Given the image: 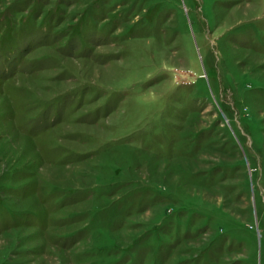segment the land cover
<instances>
[{"label": "rangeland", "instance_id": "374dc122", "mask_svg": "<svg viewBox=\"0 0 264 264\" xmlns=\"http://www.w3.org/2000/svg\"><path fill=\"white\" fill-rule=\"evenodd\" d=\"M0 264H264V0H0Z\"/></svg>", "mask_w": 264, "mask_h": 264}]
</instances>
